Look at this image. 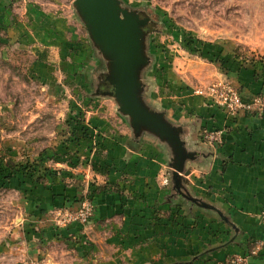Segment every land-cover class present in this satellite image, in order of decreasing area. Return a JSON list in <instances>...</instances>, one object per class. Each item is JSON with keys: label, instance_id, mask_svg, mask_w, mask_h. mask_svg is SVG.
I'll use <instances>...</instances> for the list:
<instances>
[{"label": "rangeland", "instance_id": "1", "mask_svg": "<svg viewBox=\"0 0 264 264\" xmlns=\"http://www.w3.org/2000/svg\"><path fill=\"white\" fill-rule=\"evenodd\" d=\"M115 1L144 21L146 61L139 84L146 104L172 118L178 91L208 95L222 84L240 92L243 87L233 83L232 74L252 73L259 87L246 99L252 102L250 114H264V0ZM112 68L77 0H0V248L12 242L15 229L21 230L22 242L40 239L46 224L55 230L78 226L67 237L69 244L67 238L58 244L71 246L80 258L95 256L96 247L111 241L127 252L153 238L177 244L189 237L181 235L185 226L179 218L166 217L157 206L151 213L143 199L149 186L160 193L171 187L176 168L171 159L147 153L149 139L133 132L114 94ZM141 158L157 162L152 176L133 168ZM116 174L120 181H111ZM54 186L73 199L41 214L20 203L39 189L54 192ZM103 196L122 203L118 214L99 220L96 199ZM134 201L146 221L140 227L158 226L160 234L127 223V212L139 204ZM170 223L176 226L163 232ZM257 247L219 264H238L239 258L241 264H263ZM212 249L190 255L187 262L176 252L171 263L161 252V264H193L203 256L208 263Z\"/></svg>", "mask_w": 264, "mask_h": 264}, {"label": "crops", "instance_id": "2", "mask_svg": "<svg viewBox=\"0 0 264 264\" xmlns=\"http://www.w3.org/2000/svg\"><path fill=\"white\" fill-rule=\"evenodd\" d=\"M232 77L238 88L243 87L239 93L245 100L258 92L259 85L252 81V73L238 76L232 74ZM175 96L176 103L172 101V109L176 116L172 118L189 129L190 134L186 139L189 147L198 152V156L196 161L188 163L187 172L183 174V180L179 184H173L163 193L158 192L155 186H149L146 198L143 199L147 206L152 207L149 210L151 213L154 212L153 207L157 206L166 217L179 218L185 226L181 235L189 236L188 238L180 239L177 244L169 239L159 244L153 238L146 245L138 243L127 252L122 245L111 241L104 247H96L95 256L91 253L88 258H80L76 257L77 253L71 246L58 244L63 238H69L79 231V227L55 230L46 224L38 240L36 238L22 242L21 230L15 229L12 242L8 243V247L3 244L0 248V264H25L30 261L38 264H161V252L166 253L165 262H173L171 255L176 252L183 255L182 260L187 262L193 254L203 252L209 246L213 248L209 259L213 260L205 263L204 258L207 256H203L193 264H219L227 256H240L248 253V248H259L261 243L263 246L259 248V252L264 255V225L261 221L264 212V114L261 116L240 112L229 115L209 99L194 93L178 91ZM203 129L223 131V144L204 143L201 139ZM147 142V153L170 159L168 151L157 145V142ZM140 162L141 165H134L133 168L140 169L141 174L146 177L152 176L158 169L156 161L141 158ZM146 166H149L148 170ZM119 176L116 174V180L111 181H120ZM63 193L64 190L59 186H54V192L39 189L33 198H20V203H25L28 212L41 214L55 207H62L65 202L73 199L65 198ZM113 197L116 196L96 199L99 220L108 219L120 212L118 209L121 208V198ZM135 202L139 203H132ZM140 208L139 203L131 208L130 214L127 212V223L142 233L152 236L160 234L158 226L140 227V224L146 222L140 216ZM113 222L112 225L117 227L116 218ZM173 226L176 225L170 223L168 227H162L163 232L169 233L168 230L172 231ZM15 238L18 239L17 242H13ZM53 242L56 243L52 244ZM218 246L221 247L218 249Z\"/></svg>", "mask_w": 264, "mask_h": 264}, {"label": "water", "instance_id": "3", "mask_svg": "<svg viewBox=\"0 0 264 264\" xmlns=\"http://www.w3.org/2000/svg\"><path fill=\"white\" fill-rule=\"evenodd\" d=\"M77 4L92 27L95 41L113 61L114 94L120 100L122 112L130 119L133 132L168 151L176 168L173 181L179 184L188 163L196 161L198 152L188 145L189 129L163 109H153L146 104L145 95L141 94L139 71L146 60L140 29L144 21L121 9L115 0H77Z\"/></svg>", "mask_w": 264, "mask_h": 264}, {"label": "built area", "instance_id": "4", "mask_svg": "<svg viewBox=\"0 0 264 264\" xmlns=\"http://www.w3.org/2000/svg\"><path fill=\"white\" fill-rule=\"evenodd\" d=\"M202 97L208 98L215 105L223 108L229 115H237L240 112H250L252 110V102L245 100L238 90L233 87L224 86L222 84L214 85L210 89L208 95L203 91L196 92ZM223 131L203 129L201 132V139L208 145H220L224 142ZM86 221V218L85 220ZM261 221L264 225V212L261 215ZM241 264L242 259L236 260Z\"/></svg>", "mask_w": 264, "mask_h": 264}]
</instances>
